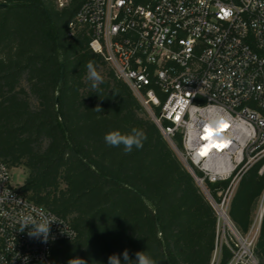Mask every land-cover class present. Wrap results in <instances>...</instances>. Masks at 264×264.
<instances>
[{"label": "trees", "instance_id": "1", "mask_svg": "<svg viewBox=\"0 0 264 264\" xmlns=\"http://www.w3.org/2000/svg\"><path fill=\"white\" fill-rule=\"evenodd\" d=\"M78 8V0L64 8L55 0H0V160L11 170L23 166L20 191L76 229V238L54 246L53 264H108L113 254L123 264L125 249L132 260L139 251L156 264H214L216 210L128 84L91 48L86 28L68 35ZM89 62L103 77L96 89ZM133 128L147 136L142 149L126 154L104 141ZM176 142L182 148L181 135ZM263 162L242 174L230 201L241 234L264 190ZM230 184L207 181L217 199ZM255 255L264 264V217ZM232 257L222 244L218 264Z\"/></svg>", "mask_w": 264, "mask_h": 264}, {"label": "built area", "instance_id": "2", "mask_svg": "<svg viewBox=\"0 0 264 264\" xmlns=\"http://www.w3.org/2000/svg\"><path fill=\"white\" fill-rule=\"evenodd\" d=\"M72 1L55 0L59 8ZM78 2L68 35L86 28L91 48L140 100L191 169L219 219L222 211L231 220L229 205L240 177L264 159V0ZM210 122L212 135L204 139ZM259 173L264 174V162ZM228 179L230 186L218 190L220 198H215L207 181ZM33 209L54 215L65 228L52 224L48 243L29 237L28 229L19 231L20 221L23 215L36 216ZM263 217L264 190L247 234L232 229L228 264H259L255 243ZM76 236L68 219L27 198L0 160V264H24L25 256L28 264H53L54 246ZM17 253L20 258L13 259Z\"/></svg>", "mask_w": 264, "mask_h": 264}, {"label": "clouds", "instance_id": "3", "mask_svg": "<svg viewBox=\"0 0 264 264\" xmlns=\"http://www.w3.org/2000/svg\"><path fill=\"white\" fill-rule=\"evenodd\" d=\"M87 79L92 82V88L96 89L100 83H103V77L97 71L95 65L92 62L87 64ZM95 111L100 112L101 109L99 106L96 107ZM219 123L222 122V118H218ZM214 126V122L209 123V127L206 129H211ZM147 139L146 134L137 128H133L130 133L122 134L118 130H113L105 134L104 141L107 145L112 147H119L123 145L124 152L131 153L133 148L142 149L144 141ZM36 212V216L31 214L23 215L20 221L21 227L19 231L23 232L25 229H28V236L32 238H38L43 243H48L49 237L51 235L50 226L54 223L63 224L57 217L50 214H45L42 211L37 209H33ZM64 225V224H63ZM65 228V225H64ZM63 228V229H64ZM62 233L65 231L61 230ZM69 235V234H68ZM70 236V235H69ZM55 239V237H52ZM123 256V264H156L149 256L145 254V252H136L135 260H132L129 256V252L125 249L122 253ZM20 254L17 255L13 259H19ZM28 257H23L24 264H28ZM76 264H85V261L82 259H74ZM72 261H69V264H72ZM108 264H122L121 258L119 255L113 254L108 257Z\"/></svg>", "mask_w": 264, "mask_h": 264}, {"label": "rangeland", "instance_id": "4", "mask_svg": "<svg viewBox=\"0 0 264 264\" xmlns=\"http://www.w3.org/2000/svg\"><path fill=\"white\" fill-rule=\"evenodd\" d=\"M26 176H27V170L23 166L12 169V181L17 186H20L23 184ZM221 198H222L221 199V201H222L223 197H221ZM258 204H259V202H258ZM258 204H257V208H258ZM256 209H255V211H256ZM254 216H255V212H254ZM254 216H253V219H254ZM230 222H232V221L230 220ZM233 230L235 231L234 225H233ZM233 230L231 229V227H229L228 225L225 224V221L223 218L219 219V216H218V247L214 253V258H213L214 264L219 263L220 250H221L222 244L233 243V239H234Z\"/></svg>", "mask_w": 264, "mask_h": 264}, {"label": "snow or ice", "instance_id": "5", "mask_svg": "<svg viewBox=\"0 0 264 264\" xmlns=\"http://www.w3.org/2000/svg\"><path fill=\"white\" fill-rule=\"evenodd\" d=\"M228 13L227 12H225V15H227ZM221 125L223 126V127H227V125L226 124H224L223 123V121L221 122ZM205 132L206 133H208V135H206L205 137H204V139H208V136H210V135H212V132H211V130L210 129H205ZM217 147H222L221 145H217ZM207 151V149H205L204 151H202L201 152V155H204V152H206Z\"/></svg>", "mask_w": 264, "mask_h": 264}, {"label": "bare ground", "instance_id": "6", "mask_svg": "<svg viewBox=\"0 0 264 264\" xmlns=\"http://www.w3.org/2000/svg\"><path fill=\"white\" fill-rule=\"evenodd\" d=\"M220 214H221V216H222L223 218H225V219H224V220H225V224L228 225L229 227H231V229H233V224H232V222H230V220L227 218V216L225 215V213L221 211Z\"/></svg>", "mask_w": 264, "mask_h": 264}, {"label": "water", "instance_id": "7", "mask_svg": "<svg viewBox=\"0 0 264 264\" xmlns=\"http://www.w3.org/2000/svg\"><path fill=\"white\" fill-rule=\"evenodd\" d=\"M62 80H63V74L61 75V82H62ZM187 168H188L189 170H191L188 166H187Z\"/></svg>", "mask_w": 264, "mask_h": 264}, {"label": "crops", "instance_id": "8", "mask_svg": "<svg viewBox=\"0 0 264 264\" xmlns=\"http://www.w3.org/2000/svg\"><path fill=\"white\" fill-rule=\"evenodd\" d=\"M259 202V201H258ZM256 211H257V209H256ZM256 211H255V213H256Z\"/></svg>", "mask_w": 264, "mask_h": 264}]
</instances>
